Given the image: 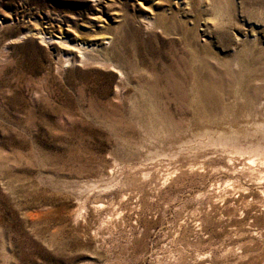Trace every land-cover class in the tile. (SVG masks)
<instances>
[{
    "label": "rangeland",
    "instance_id": "374dc122",
    "mask_svg": "<svg viewBox=\"0 0 264 264\" xmlns=\"http://www.w3.org/2000/svg\"><path fill=\"white\" fill-rule=\"evenodd\" d=\"M0 264H264V0H0Z\"/></svg>",
    "mask_w": 264,
    "mask_h": 264
},
{
    "label": "bare ground",
    "instance_id": "6f19581e",
    "mask_svg": "<svg viewBox=\"0 0 264 264\" xmlns=\"http://www.w3.org/2000/svg\"><path fill=\"white\" fill-rule=\"evenodd\" d=\"M251 163H254V161L252 160V161H250ZM242 189V188H241ZM262 202V201H261Z\"/></svg>",
    "mask_w": 264,
    "mask_h": 264
}]
</instances>
